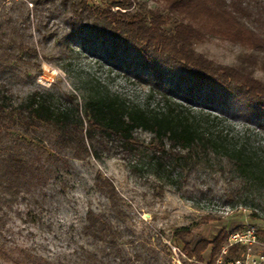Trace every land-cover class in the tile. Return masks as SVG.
<instances>
[{"label":"rangeland","instance_id":"374dc122","mask_svg":"<svg viewBox=\"0 0 264 264\" xmlns=\"http://www.w3.org/2000/svg\"><path fill=\"white\" fill-rule=\"evenodd\" d=\"M113 1L118 0L89 4L102 8ZM132 1L148 10L162 9L167 2ZM4 2L12 7L11 0ZM50 8L44 17L46 29L37 31L30 17L26 38L37 50L38 66L26 73L20 68L10 79L20 98L38 89L50 94L55 108H63L65 97L74 96L82 109L90 97L108 92L154 113L173 104L190 116H204L212 134L221 133L223 143L242 150L262 168L244 169L236 153L213 151L202 143L183 150L164 141L170 159L159 166L147 156L136 164L109 142H92L90 156L69 158L68 172L61 171L45 186L2 207L0 248L23 249L52 264H120L113 256H103L102 246L84 235L88 209L107 216L120 232L119 246L129 264H207L209 250L199 262L184 254V244L193 247L199 240L212 241L222 230L228 235L248 226L264 232V120L232 97L216 105H206L203 93L188 97L184 82L172 73H164L165 85L155 86L137 57L107 40L95 42L78 33L66 23L65 13L54 11L55 5ZM193 49L224 66L236 65L244 51L239 44L215 37L195 42ZM255 70V77L264 82V65ZM134 137L145 147L155 143L140 130ZM97 175L115 186L120 198L116 208L95 188ZM181 230L188 234L175 236ZM224 256L220 252L215 264L229 262ZM0 264L10 263L0 259Z\"/></svg>","mask_w":264,"mask_h":264},{"label":"trees","instance_id":"16d2710c","mask_svg":"<svg viewBox=\"0 0 264 264\" xmlns=\"http://www.w3.org/2000/svg\"><path fill=\"white\" fill-rule=\"evenodd\" d=\"M11 3L7 8L0 0V211L21 195L45 186L61 171L68 172L69 158L90 156L92 142H109L136 164L147 156L159 166L170 159L164 141L183 150L202 143L213 151L236 153L244 169L262 168L242 150L223 143L221 133L212 134L204 116H190L173 104L154 113L106 92L90 97L82 109L74 96H66L67 105L58 109L50 94L42 90L20 98L10 79L20 68L26 73L38 66L37 50L26 38V31L32 25V15L35 29H46L44 17L55 5L54 11L65 13L66 23L78 33L95 42L107 40L137 57L155 86L165 85L164 73H172L184 82L188 97L203 93L206 105L232 97L246 103L258 120H264V82L255 77V68L264 65V0H167L159 10H148L132 0L113 1L102 8L90 5L89 0ZM210 37L244 49L236 65L215 64L194 51L195 42ZM163 98L167 103V97ZM137 130L151 135L155 143L149 147L140 144L134 137ZM94 186L112 208L118 206L120 198L111 180L97 175ZM83 232L102 246L103 256L129 264L119 246L120 232L107 216L88 209ZM187 234L181 230L175 236ZM227 236L222 230L212 241L199 240L193 247L186 243L183 252L202 262L209 250L207 264H215ZM258 236L264 239V232ZM239 251V247H229L224 261L234 259ZM0 259L10 264H52L23 249L0 248Z\"/></svg>","mask_w":264,"mask_h":264},{"label":"built area","instance_id":"2783aa9c","mask_svg":"<svg viewBox=\"0 0 264 264\" xmlns=\"http://www.w3.org/2000/svg\"><path fill=\"white\" fill-rule=\"evenodd\" d=\"M258 232L257 228L248 226L229 233L222 255L226 254L229 247H239L242 254L225 264H264V241L260 240ZM218 264L221 262L218 261Z\"/></svg>","mask_w":264,"mask_h":264}]
</instances>
